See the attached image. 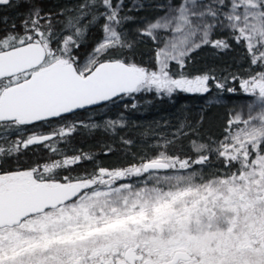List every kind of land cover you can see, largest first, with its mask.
<instances>
[{
  "label": "snow or ice",
  "instance_id": "snow-or-ice-1",
  "mask_svg": "<svg viewBox=\"0 0 264 264\" xmlns=\"http://www.w3.org/2000/svg\"><path fill=\"white\" fill-rule=\"evenodd\" d=\"M11 5L12 0H0V7ZM122 5L123 0H82L62 10L68 34L56 47L59 35L50 14L34 5L22 34L13 24L0 35V129L50 124L77 109L140 92L207 93L214 77H174L168 67L175 61L183 68L185 58L205 45L230 47L226 40L211 39L215 28L230 30L246 47L250 64L261 69L244 79L233 77L252 98L247 118L242 112L230 115L215 149L193 142L196 152L214 151L223 162L207 176L193 165H207L208 155L180 159L166 151L80 176L57 178L56 170L90 156L0 172V264H264V0L170 5L168 13L138 30L153 40L157 30L172 33L156 50V70L111 57L113 50L133 47L118 30L129 19L119 15ZM89 16V23L104 19V39L81 63L74 51L87 30L81 22ZM215 86L225 88L219 81ZM73 130L68 125L18 136L0 145V155H19L37 144L56 153L50 142Z\"/></svg>",
  "mask_w": 264,
  "mask_h": 264
},
{
  "label": "trees",
  "instance_id": "trees-1",
  "mask_svg": "<svg viewBox=\"0 0 264 264\" xmlns=\"http://www.w3.org/2000/svg\"><path fill=\"white\" fill-rule=\"evenodd\" d=\"M138 7H133L131 1L125 0L119 15L129 17L119 26L124 39L133 47L123 50H113L112 58L129 59L148 70H156V44L139 34L141 22H152L161 16V9L166 0H136ZM173 5L180 0H169ZM82 0H41L30 4L38 6L42 14H50L53 31L59 35L52 47L63 40L67 32L63 31L65 16L62 10L74 8ZM29 9L18 15L10 16L8 27L15 24V32L22 34V22L27 18ZM103 11V9H101ZM91 16L81 22L86 26L79 49L74 51L83 63L87 54L104 38V19L100 18L89 23ZM43 23V21L41 22ZM230 45L227 49H216L210 45L202 46L191 52L185 58L183 68L172 65L170 74L179 77L181 74L192 78L208 74L214 79L209 80L207 93H184L177 91L171 96H158L153 92H140L131 96H123L98 108L77 112L65 116L64 119L52 120L50 124H39V131L45 134L62 126H73L74 130L63 138H54L50 143L58 150L53 153L43 144L21 149L19 155H0V172L17 169H28L45 161L62 160L65 156H90L80 163L68 168L57 169V178L67 175L80 176L91 173L99 167L118 169L133 163H139L141 158L155 157L160 151L178 156L180 159L195 160L198 155H208L207 165H193L205 176L217 169L223 168L222 160L216 153L207 150L196 152V145L204 144L215 149L226 135L225 129L232 109L244 101L245 96L240 89L239 79L260 71L250 64V57L243 44H237L226 34H217ZM225 84L224 89H217L216 82ZM235 88V93H229L227 88ZM135 105V107H133ZM109 121H117L115 126H109ZM29 132L20 133L26 139ZM14 130L4 132L0 129V145L7 146L18 137ZM130 141V143H125ZM166 145V147H164ZM132 182H135L134 180Z\"/></svg>",
  "mask_w": 264,
  "mask_h": 264
},
{
  "label": "rangeland",
  "instance_id": "rangeland-1",
  "mask_svg": "<svg viewBox=\"0 0 264 264\" xmlns=\"http://www.w3.org/2000/svg\"><path fill=\"white\" fill-rule=\"evenodd\" d=\"M124 1L125 0H123V3H124ZM128 1H131L133 7H135V8L138 7V3H137L136 0H128ZM119 2H120V0H114V3H119ZM180 2H181V0L177 4L173 5L171 1L166 0L165 6H163L162 9H161V13H162L161 16H158L157 18H155V20L158 19V18H160V17H162V16H164L166 13H168L169 12V6L170 5L177 6ZM204 2L207 3V2H210V0H204ZM155 20L152 21V22H155ZM152 22L142 21L141 22V26H142L141 29L145 28L149 23H152ZM217 34H226L230 38H232L231 37V34H230V30H228V29H221V28H215L213 30L212 35H211V39L212 40H217V39L223 40L220 37H218V36H221V35H217ZM171 36H172V33L171 32H165L164 30H157V32H156L157 39L156 40H153L151 37H146V36H144V37L152 40L156 44L157 48H161V47L164 46V41L166 39L170 38ZM175 64L176 65H179L175 61H169V67H168L169 73H170V68L172 67V65H175ZM164 96H169V95H166L165 94ZM244 96H245L244 101L238 103L237 105H235L233 107L231 116H234L237 113H241L242 112L244 118H247V115H248L247 102H249L252 98L246 96L245 94H244Z\"/></svg>",
  "mask_w": 264,
  "mask_h": 264
},
{
  "label": "flooded vegetation",
  "instance_id": "flooded-vegetation-1",
  "mask_svg": "<svg viewBox=\"0 0 264 264\" xmlns=\"http://www.w3.org/2000/svg\"><path fill=\"white\" fill-rule=\"evenodd\" d=\"M41 0H12V5L11 6H7V7H0V35H3L6 31H12V26L9 28L8 27V21H9V17L10 16H17V19H21V16L19 17V14H21V12L26 11L27 6H30V4H35L38 3ZM18 5V6H16ZM5 19L7 20V22L5 23ZM15 31V30H14ZM39 125V124H38ZM36 127H32V126H24L22 127L19 132H16V135H20L25 133V132H29V134H31L32 132H39V133H44L39 131V126ZM40 145V144H39ZM32 146H36V145H32Z\"/></svg>",
  "mask_w": 264,
  "mask_h": 264
},
{
  "label": "water",
  "instance_id": "water-1",
  "mask_svg": "<svg viewBox=\"0 0 264 264\" xmlns=\"http://www.w3.org/2000/svg\"><path fill=\"white\" fill-rule=\"evenodd\" d=\"M196 94H198V93H196ZM123 97V96H122ZM120 98V97H119ZM116 99H118V98H114V100H116ZM113 100V101H114ZM107 103H109V102H101L99 105H91V106H87L86 108H84V109H77V110H75V112L74 113H70V114H65V116H69V115H72V114H75V113H77V112H81V111H85V110H90V109H93V108H98V107H100V106H102V105H105V104H107ZM64 116V117H65ZM55 119H58V118H54L53 120H55ZM37 145H39V144H37Z\"/></svg>",
  "mask_w": 264,
  "mask_h": 264
}]
</instances>
